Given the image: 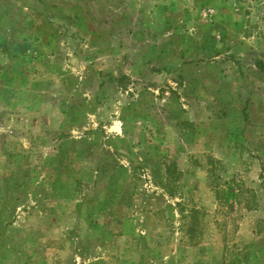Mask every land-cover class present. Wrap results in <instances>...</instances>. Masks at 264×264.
Masks as SVG:
<instances>
[{"label": "rangeland", "instance_id": "374dc122", "mask_svg": "<svg viewBox=\"0 0 264 264\" xmlns=\"http://www.w3.org/2000/svg\"><path fill=\"white\" fill-rule=\"evenodd\" d=\"M0 264H264V0H0Z\"/></svg>", "mask_w": 264, "mask_h": 264}]
</instances>
